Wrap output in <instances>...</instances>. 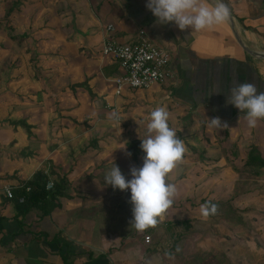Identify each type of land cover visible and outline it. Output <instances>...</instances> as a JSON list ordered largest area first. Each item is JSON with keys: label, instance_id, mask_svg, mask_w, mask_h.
<instances>
[{"label": "crops", "instance_id": "1", "mask_svg": "<svg viewBox=\"0 0 264 264\" xmlns=\"http://www.w3.org/2000/svg\"><path fill=\"white\" fill-rule=\"evenodd\" d=\"M22 1L19 7L18 4L7 7L8 13L14 14L20 37H28L30 28L31 36L36 38L44 28L49 41L55 38L59 52L68 53L50 57L64 66L60 74L79 75L78 82L87 76L95 95L106 93L105 98L111 104H118V99L132 90L115 95L112 80L121 74V69L117 61L102 55L101 48L106 41L135 43L143 29L153 43L168 51L171 55L168 79L136 92L147 103L144 124L153 109L164 107L169 113V125L183 141L185 152L166 181L173 183L177 190L173 203L164 213L166 227H150L140 232L129 224L132 217L129 197L115 195L113 188L104 183V177L114 165L120 168L119 157H108V154L130 152L127 144L141 142L146 133L131 136L128 127L127 131L124 128L123 131H97L90 139L69 131L45 132L37 125L39 117L27 112L29 103L15 99L11 104L17 108L14 112L19 120L16 121L31 125V134L23 126H18L20 131L14 135L9 132L11 127L3 129L9 134L5 141L0 139V147L12 143L19 157L7 163L8 159L0 155V187L19 188L42 170L49 181L65 177L69 190L66 196L58 198L59 206L49 214H44L41 208L20 212L15 200L0 194V264H263L264 248L249 251L232 244L227 218L223 223L226 228L220 232L216 228L202 230L196 227L201 224L194 219H213L214 213L206 217L201 214V205H222L223 201L233 198L239 177H231V156H239L241 169L253 171L255 167L246 165L253 145L247 141L258 138L264 143V119L249 128L244 115L225 103L226 92L237 82H250L257 86L258 92L264 91V58L258 56L264 53V0H225L231 10L230 19L222 25L192 33L179 30L173 23L157 24L145 7L146 0ZM205 2L211 6L216 0ZM18 74L22 80L21 91L29 90L27 93L36 96L38 85L31 83V89H26L24 76L32 74L24 62ZM79 89L90 96L86 89ZM7 104H1L0 112L10 106ZM96 112V129L104 127L105 119L113 120L114 114L111 116L110 111L98 109ZM100 113L104 114L99 116ZM215 117L221 124L226 123L227 128L212 125L210 119ZM90 140H95L100 150L86 149ZM235 143L239 150L234 148ZM254 145L264 157L261 146L256 141ZM23 151L31 154L23 156L20 154ZM194 155L202 157L207 168L217 166L219 172L209 176L206 170L197 167V174L194 173L193 168L197 164L201 166L195 162L198 159L192 158ZM127 156L135 164L132 156ZM44 158L49 161L45 163ZM109 158L111 168L107 166L105 170L101 165L109 162ZM94 168L97 172L90 173ZM125 171L129 178L130 171ZM235 200L240 202V195ZM173 222L200 229L182 236L181 227L170 229ZM211 223L214 224L208 222ZM212 234L217 237V243L210 239ZM146 236L151 237L149 243L145 241ZM209 239V243L203 242Z\"/></svg>", "mask_w": 264, "mask_h": 264}, {"label": "rangeland", "instance_id": "2", "mask_svg": "<svg viewBox=\"0 0 264 264\" xmlns=\"http://www.w3.org/2000/svg\"><path fill=\"white\" fill-rule=\"evenodd\" d=\"M22 3V0H0V106L6 102H8L7 105H10L8 106L10 108L5 107L4 111L0 112V139L3 141L6 140L5 136L9 133L7 130L3 129H7V127H11L9 132L13 135L20 131L18 126H14L9 121H6L8 119L13 121L19 120L14 112L17 108L11 104L14 103L15 99L24 101V103H29L31 107L27 109V112L30 115L36 116V118L39 117L37 118L38 120L36 119L38 123L37 125H39V128L41 127L45 132L60 130L66 132L69 131L78 136H86L92 139L94 132L97 131H116L117 129L123 131V128L127 131L128 127H130L131 130L128 132H130L131 136H134L137 132H139V135L140 133L145 134L146 125L144 124V120L147 113L144 110V104L147 103L142 102L144 100L142 94H137L136 90L129 91L125 97H120L117 102L118 104L115 105L108 102L110 99L105 98L106 93H103V96H98L96 94L97 96L92 98L91 95L89 96L83 89L78 88L76 92H73L71 85L79 83L76 80L79 75L67 76L64 73L60 74L61 67L64 66L57 64L58 62H55L54 59H50L51 55H68V53L59 52L58 48H60V46L56 45L55 38H51L50 41L52 43H50L48 38L49 35L44 28H41V34L36 38L31 36L32 31L30 28L27 29L28 33H30L28 37L26 36L25 38H22L20 37V34H18L19 28L17 27L14 14L8 13L9 11L7 10V7H12L13 4H18L17 7H19ZM12 34L14 35V38H11L10 35ZM22 58H24V61ZM23 62L24 67H27L28 72L32 74L24 76L26 79L24 82L26 89H31V83L38 85L39 90L34 97L31 96V93H27L29 90L24 91V93L21 91L22 80L18 71ZM85 77H83V79H86ZM98 109H103L107 112L110 111L111 116L114 114V117L113 120L111 117L105 119L104 127L101 128L99 126L100 128L96 129L98 124V112L96 111H98ZM103 114L104 113H100L99 116H102ZM85 120L87 122H85ZM69 124L72 126V129H69ZM2 140H0V143H2ZM255 141L256 144L261 146L263 150L262 152H264V143L258 141V138H255V140L250 139L247 143L254 145ZM107 142L110 143L111 140L109 139ZM242 143L244 144L246 142L242 141ZM102 147L107 149L105 144H103ZM85 148L100 150L95 140H90ZM234 148L239 150V145L235 143ZM234 148L232 147L233 150ZM93 153L95 152L93 151ZM114 153H116L115 156L108 154V157H119V169L126 178H128V176L126 175L125 170L128 169L130 171L131 167L139 168L143 163L142 150L140 151V156L135 164L134 162L131 163L126 153L124 155H120L121 152L118 151ZM20 154L27 156L28 154H31V152L27 153L23 151ZM0 155L8 159L7 163H13L15 162L16 157H19L17 150H15V146L12 143L10 146L0 147ZM42 156H46L45 152H42ZM238 157V155H232L230 161L232 167L231 177L233 179L239 177L236 180L237 184L235 183L236 186L233 189V198L223 201L224 204L222 205L213 204L216 209L214 214L211 215L213 219L202 220L200 217L194 219V221L196 223L198 221L200 222L199 224L201 225L196 227H200L202 230L204 227L207 230H213L216 228L217 232H220L223 230V227L226 228V226H223V223L225 218H227V224L232 233L230 240L232 244L234 246L241 245V249L252 251V249L264 248V169L260 170V173L256 175L247 168L241 169ZM192 158H195V160L198 159V161H195L196 164L197 162L201 164V166H197V164L196 167L193 168V172L196 174L197 172L195 169L197 167H202V170H206V174L209 176L217 174L220 170L216 168L217 166H214L212 169L210 167L207 168L206 162L203 161L202 157H200L202 160L197 158L196 155L192 156ZM44 161L46 163L49 160L44 158ZM108 161L109 162L104 161L105 163L103 162L101 165L105 170L107 166L111 168L112 163L110 162V158ZM204 165L206 167H204ZM208 166H211V164L208 163ZM89 172L95 174L97 169L94 168ZM113 192L117 196L124 194L125 197H130V191L127 190L120 191L117 189L113 190ZM239 195L240 202L235 200ZM188 204H185V206H188ZM191 205L197 206L196 203H192ZM183 206L184 205H181L182 208ZM163 217L165 218L164 214ZM164 218L158 220V223L154 227H166L167 219ZM188 221L191 223L190 220ZM209 221L214 224L212 225L211 223L209 225ZM192 225L190 228H186L185 226H180V222L179 224H174L173 222V226H170V229L175 230V227H181V234L182 236H185L193 232V230L200 229L195 228ZM204 236L201 238L204 239ZM211 236L210 239L217 243V237L215 238V235L213 234ZM220 238L224 239L223 236ZM210 239L203 242L209 243L211 241ZM225 243H227V241H225ZM172 244H175V242L172 241Z\"/></svg>", "mask_w": 264, "mask_h": 264}, {"label": "clouds", "instance_id": "3", "mask_svg": "<svg viewBox=\"0 0 264 264\" xmlns=\"http://www.w3.org/2000/svg\"><path fill=\"white\" fill-rule=\"evenodd\" d=\"M145 7L156 18V23H173L179 30L190 33L210 29L226 23L231 10L225 0H216L209 6L205 0H146ZM225 103L244 115L249 128L264 119V91L258 92L257 86L250 82H237L226 92ZM210 123L219 128H227L218 117ZM140 138V137H139ZM143 163L130 168V178L122 174L114 165L104 177V183L113 190L130 191L132 217L130 226L137 231L154 227L163 219L164 212L173 203L176 186L166 182L185 152L183 141L169 125V113L160 106L149 113L146 123V135L141 139ZM126 148V147H124ZM131 155L130 152L126 153ZM215 205H201V214L208 216L215 212Z\"/></svg>", "mask_w": 264, "mask_h": 264}, {"label": "built area", "instance_id": "4", "mask_svg": "<svg viewBox=\"0 0 264 264\" xmlns=\"http://www.w3.org/2000/svg\"><path fill=\"white\" fill-rule=\"evenodd\" d=\"M102 55L111 57L120 65L121 74L114 78L115 95H121L125 90H145L164 83L168 77V66L171 55L151 41L145 30H140L137 42L119 43L113 40L106 41L102 46ZM54 182L49 181L47 188H53ZM15 187L4 185L0 187V194L9 200H14ZM29 192L30 188H26ZM23 203L24 196L18 197ZM145 241H151L150 236Z\"/></svg>", "mask_w": 264, "mask_h": 264}, {"label": "trees", "instance_id": "5", "mask_svg": "<svg viewBox=\"0 0 264 264\" xmlns=\"http://www.w3.org/2000/svg\"><path fill=\"white\" fill-rule=\"evenodd\" d=\"M10 36L11 38H14L13 35ZM78 88L86 89L92 98L96 96L89 85L88 78L84 79L83 82L74 83L71 85L73 92H76ZM6 121H9L14 126L25 127L29 135L31 134V125H28L23 121H13L10 119ZM85 122L87 121L85 120ZM140 143L141 142L139 141H132L127 144L131 156L135 161H138L140 156ZM246 165L255 167L252 171L255 175L260 173V171L257 169L264 168V157L256 145H252L250 151L248 152ZM48 182V175L44 171L39 170L34 174L32 179L28 180L19 188H15L14 192L16 197L14 200L16 201L20 212H26L31 208H41L44 214H49L53 208L59 206V203L56 201L59 197L67 195V191L69 190L68 180L65 177H60L58 181L54 182L53 188L51 189L47 188ZM28 187L30 188L29 192L26 191V188ZM16 193H18V195ZM20 196L25 197V201L23 203L18 201V197Z\"/></svg>", "mask_w": 264, "mask_h": 264}, {"label": "water", "instance_id": "6", "mask_svg": "<svg viewBox=\"0 0 264 264\" xmlns=\"http://www.w3.org/2000/svg\"><path fill=\"white\" fill-rule=\"evenodd\" d=\"M258 56L264 58V53L262 55H258Z\"/></svg>", "mask_w": 264, "mask_h": 264}]
</instances>
